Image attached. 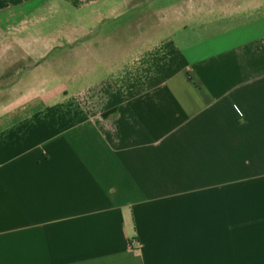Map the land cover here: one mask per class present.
Listing matches in <instances>:
<instances>
[{
    "label": "crops",
    "instance_id": "1",
    "mask_svg": "<svg viewBox=\"0 0 264 264\" xmlns=\"http://www.w3.org/2000/svg\"><path fill=\"white\" fill-rule=\"evenodd\" d=\"M0 264H264V0H0Z\"/></svg>",
    "mask_w": 264,
    "mask_h": 264
},
{
    "label": "built area",
    "instance_id": "2",
    "mask_svg": "<svg viewBox=\"0 0 264 264\" xmlns=\"http://www.w3.org/2000/svg\"><path fill=\"white\" fill-rule=\"evenodd\" d=\"M133 244H134L135 246H138V245H139V243L137 242V240H134V241H133Z\"/></svg>",
    "mask_w": 264,
    "mask_h": 264
}]
</instances>
